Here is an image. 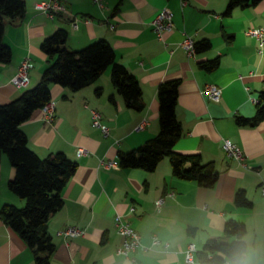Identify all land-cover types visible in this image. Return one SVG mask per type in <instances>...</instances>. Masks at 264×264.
<instances>
[{"label": "crops", "instance_id": "0c3cea01", "mask_svg": "<svg viewBox=\"0 0 264 264\" xmlns=\"http://www.w3.org/2000/svg\"><path fill=\"white\" fill-rule=\"evenodd\" d=\"M24 1V16L7 22L4 28L2 41L11 48L12 57L8 63L0 62V104L38 83L49 65L41 43L58 28L67 30L65 45L70 50L99 38L107 40L116 61L138 80L144 103L140 111L127 108L111 82L108 67L77 91L52 84L53 120L45 121L41 108L20 124L28 147L39 157L61 151L77 162L61 191L62 206L45 223L55 244L51 263L185 264L188 243L193 242L199 252L209 238L231 241L232 237L224 236L223 227L227 220L236 219L247 229L244 259L249 264H264V196L260 188L264 182V121L256 126L235 122L237 116L255 114L251 98L264 91V47L260 53L256 40L245 33L251 27H264V0L235 7L228 14V0H102L101 5L92 0H57L65 10L53 17L34 8L35 3L49 0ZM162 9L173 13V28L159 38L151 21ZM185 34L195 43L208 39L210 48L189 57L181 46ZM216 57L219 65L215 70L200 66ZM24 60L29 63L30 81L19 88L11 78ZM171 79L180 80L175 113L182 135L174 148L199 153L203 162H212L218 177L211 187L173 176L167 157L153 171L102 164L117 162L120 151H130L159 132L157 87ZM208 83L221 88L218 102L202 93ZM91 109L109 127L107 136L92 126ZM141 122L143 127L137 129ZM225 138L242 149L247 167L225 155ZM79 147L87 154H78ZM14 173L7 155L0 151V208L4 203L24 206L25 200L7 186ZM239 190H244L250 206L235 204ZM159 197L163 202L157 206ZM118 214L140 234L143 245H150L153 235L161 244L146 251L137 248L130 258L117 254L121 241L115 225ZM68 226H78L84 234L57 235ZM0 264H35L33 250L1 219Z\"/></svg>", "mask_w": 264, "mask_h": 264}, {"label": "trees", "instance_id": "16d2710c", "mask_svg": "<svg viewBox=\"0 0 264 264\" xmlns=\"http://www.w3.org/2000/svg\"><path fill=\"white\" fill-rule=\"evenodd\" d=\"M262 0H228L225 13L235 7L257 5ZM24 0H0V62L8 63L12 57L11 48L2 41L7 22L16 21L25 14ZM68 33L64 28L56 29L41 43V50L47 55L49 65L44 69L38 83L24 90L17 98L0 104V151L4 152L14 168V176L8 181L10 191L25 200L18 207L4 203L0 208V219L9 225L33 250L35 264H52L51 255L55 244L46 231L45 223L63 204L61 191L77 168V162L58 151L41 158L27 145V137L20 124L35 110L41 109L51 100L50 87L59 84L77 91L95 81L108 67L116 91L122 96L127 108L142 110V91L136 77L124 65L116 61L111 44L99 38L86 46L70 50L66 47ZM208 39L195 43L196 52L210 48ZM219 65V58L200 63L206 71H213ZM179 79L160 83L157 87L159 102V132L138 147L118 153V164L124 168H141L153 171L159 161L169 159L172 174L176 178L195 181L211 187L218 172L212 162H203L199 153H184L174 148L182 135L181 124L175 113ZM256 111L251 117L237 116L239 126H256L264 121V91L255 103ZM237 206L248 207L251 202L244 190L235 193ZM244 222L229 219L224 223L223 234L231 241L209 238L201 251L197 252L201 264H223L236 258H245L247 244Z\"/></svg>", "mask_w": 264, "mask_h": 264}, {"label": "built area", "instance_id": "2783aa9c", "mask_svg": "<svg viewBox=\"0 0 264 264\" xmlns=\"http://www.w3.org/2000/svg\"><path fill=\"white\" fill-rule=\"evenodd\" d=\"M94 3L101 5L102 0H92ZM36 10L47 13L50 17H53L55 13L64 11V7L57 0L41 1L34 5ZM153 26V31L157 34L159 38H162L163 33L170 31L173 28V13L167 9H162L159 11L151 21ZM76 23L73 22V27H76ZM245 33L254 38L257 42L258 51L262 53L264 47V27L256 26L248 28ZM181 46L185 49L189 57H194L196 54L195 41L189 34H185L183 40L181 41ZM29 63L24 60L20 63L15 75L11 78L13 85L19 88H24L29 85ZM202 93L206 94L208 99L213 102H218L221 98V88L214 83H208L204 85ZM253 102H257L256 97H252ZM54 102L49 100L43 107V117L47 122H51L54 118ZM91 123L92 126L98 129L104 136L109 134V127L102 121L101 114L95 110L91 109ZM144 122H141L137 129H141ZM222 150L225 155L233 160H235L239 165L247 167L245 162V154L242 149L232 140L225 138L222 141ZM78 154H87L85 148L79 147L77 149ZM103 166L108 168L111 166H116L118 163L116 161H103ZM261 192L264 196V182L260 185ZM163 202V197H159L155 204L159 206ZM133 207H130V211ZM115 225L117 233L119 234L121 241L116 249V253L124 256L125 258H130L131 253H133L137 248H142L144 251L151 249L153 246L161 244V240L157 235L151 237L150 245H143L141 243L140 234L123 219V216L118 214L115 216ZM84 234V230L78 226H68L64 229L57 231L59 236H80ZM168 243H165L167 246ZM197 248L193 242L188 243L184 251V261L185 264H195L198 263L196 256Z\"/></svg>", "mask_w": 264, "mask_h": 264}, {"label": "clouds", "instance_id": "9594fccd", "mask_svg": "<svg viewBox=\"0 0 264 264\" xmlns=\"http://www.w3.org/2000/svg\"><path fill=\"white\" fill-rule=\"evenodd\" d=\"M228 264H249V262L243 258H236L232 261H229Z\"/></svg>", "mask_w": 264, "mask_h": 264}]
</instances>
